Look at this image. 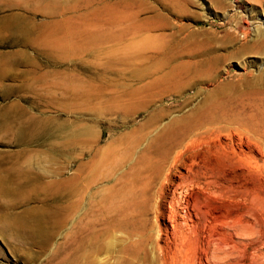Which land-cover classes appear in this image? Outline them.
I'll return each mask as SVG.
<instances>
[{
  "label": "rangeland",
  "instance_id": "rangeland-1",
  "mask_svg": "<svg viewBox=\"0 0 264 264\" xmlns=\"http://www.w3.org/2000/svg\"><path fill=\"white\" fill-rule=\"evenodd\" d=\"M262 173L264 0H0V264H160Z\"/></svg>",
  "mask_w": 264,
  "mask_h": 264
},
{
  "label": "bare ground",
  "instance_id": "bare-ground-1",
  "mask_svg": "<svg viewBox=\"0 0 264 264\" xmlns=\"http://www.w3.org/2000/svg\"><path fill=\"white\" fill-rule=\"evenodd\" d=\"M256 33L259 34L260 29ZM209 128L212 130L208 134L218 131L215 127ZM195 130L190 127L177 135L178 142L169 145L168 159L188 142L202 143L208 139L207 133L194 134ZM183 154H179L175 162ZM225 156L234 158L228 151ZM224 187L225 191L220 192L208 189L210 194H205L200 199L202 202L190 203L184 218L186 229L179 223L174 227L177 239L174 248L158 247L160 264H264V185L259 182L253 187L242 185L239 188L242 193L234 196V206L213 198L225 199L234 190L231 181ZM160 236L161 232L158 238ZM187 246L191 249L189 257L184 254Z\"/></svg>",
  "mask_w": 264,
  "mask_h": 264
}]
</instances>
